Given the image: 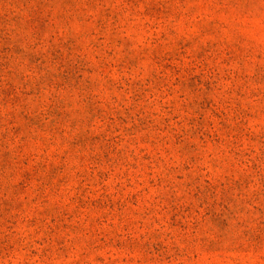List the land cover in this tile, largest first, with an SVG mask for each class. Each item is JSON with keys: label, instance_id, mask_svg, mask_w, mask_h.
I'll return each mask as SVG.
<instances>
[{"label": "rangeland", "instance_id": "obj_1", "mask_svg": "<svg viewBox=\"0 0 264 264\" xmlns=\"http://www.w3.org/2000/svg\"><path fill=\"white\" fill-rule=\"evenodd\" d=\"M0 264H264V0H0Z\"/></svg>", "mask_w": 264, "mask_h": 264}]
</instances>
